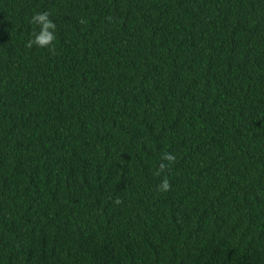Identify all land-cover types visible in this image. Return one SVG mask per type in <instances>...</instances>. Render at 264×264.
I'll list each match as a JSON object with an SVG mask.
<instances>
[{
	"label": "trees",
	"instance_id": "1",
	"mask_svg": "<svg viewBox=\"0 0 264 264\" xmlns=\"http://www.w3.org/2000/svg\"><path fill=\"white\" fill-rule=\"evenodd\" d=\"M0 264H264V0H0Z\"/></svg>",
	"mask_w": 264,
	"mask_h": 264
},
{
	"label": "clouds",
	"instance_id": "2",
	"mask_svg": "<svg viewBox=\"0 0 264 264\" xmlns=\"http://www.w3.org/2000/svg\"><path fill=\"white\" fill-rule=\"evenodd\" d=\"M33 24L39 25V32L34 34V38L28 41V47L37 46L40 48H46L52 45L55 37V24L49 19L48 13H36L32 17ZM167 159L172 161L174 157L168 156ZM169 188L167 180H164L161 185V190L166 191Z\"/></svg>",
	"mask_w": 264,
	"mask_h": 264
}]
</instances>
